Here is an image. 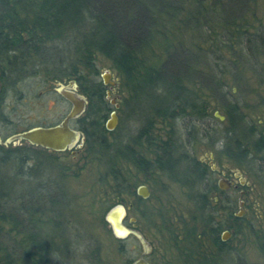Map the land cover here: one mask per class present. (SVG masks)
Here are the masks:
<instances>
[{
    "label": "trees",
    "instance_id": "1",
    "mask_svg": "<svg viewBox=\"0 0 264 264\" xmlns=\"http://www.w3.org/2000/svg\"><path fill=\"white\" fill-rule=\"evenodd\" d=\"M251 1L255 0H0V128L11 125L3 100L14 80L40 72L48 73L50 80L75 77L89 98L86 112L104 110L103 86L94 78L100 53L111 60L129 89L127 106L142 96L145 109L169 119L168 139L150 145L153 159L132 155L136 165L145 172L159 167L172 178L190 179L197 188L200 160L186 149L206 136H221L223 130L195 87L225 99L228 92L221 75L227 68L239 60L260 62L264 30L247 17ZM224 51L236 58L228 60ZM179 117L184 118L182 130L170 122ZM6 147L0 144V165L8 162L13 175L31 177L34 167H25ZM94 147L88 151L92 156L104 163L112 159L106 141ZM113 172L120 194L124 179ZM44 183L40 180L32 192L18 194L12 186L0 188V264H90L99 259L97 246L86 247L77 262L73 243L78 236L69 228L68 192L58 180ZM200 192L193 190V196L203 212ZM42 225L49 230L41 231ZM261 245L264 249V242Z\"/></svg>",
    "mask_w": 264,
    "mask_h": 264
},
{
    "label": "rangeland",
    "instance_id": "2",
    "mask_svg": "<svg viewBox=\"0 0 264 264\" xmlns=\"http://www.w3.org/2000/svg\"><path fill=\"white\" fill-rule=\"evenodd\" d=\"M250 6L253 9H248V19L253 25H259L264 30V0L251 1ZM224 52L223 54L228 60L236 58V55H232L231 52ZM259 60L260 62L256 65H252L249 61H234L235 64L232 65V68L228 67L226 72L221 75V80L225 84L224 90L228 92L227 99L216 97L208 89L196 85L195 88H198V92L209 103L211 112L225 114V104L228 101H230L229 103L236 101L241 104L244 112L256 115L255 118L264 116V54L260 56ZM95 66L94 78L101 82L103 91L109 86V98H113L119 104L116 108L118 123L113 130L105 132L107 140H109V155H113L112 159L104 163L103 160L92 156L91 153L85 152L87 155L82 154L81 159L76 162L69 153L65 152L61 154L59 160L51 158L54 160L52 163H55V167L50 169L51 172L44 170L42 166L40 168L35 166L31 173L32 176L26 177L27 179L13 175L15 169L8 167L11 164L7 162L3 166L0 165V188H5L4 185L9 188L12 186L13 193L18 194L23 190L32 192L34 185L40 183V180L45 183H48L50 178L58 180L68 192L70 205L67 215L71 222L69 228L74 236H78L73 243V246L78 248L77 262L82 261L81 258L84 255H79V252L85 251L86 247L93 249L97 246L99 248V259L92 260L90 264H127L128 258L133 259L138 255L140 246H142L139 240L134 237L115 238L105 220L110 209L120 204L123 207L124 204L127 206V198L130 197L133 206L127 210V214L124 211L122 224L125 226L127 217H133L136 220L141 232L136 230L148 241L149 245H153L152 252L148 257L151 264L196 263L201 248L196 246L191 236L186 237L187 230L189 231L193 227L195 239L196 241L201 240L200 244L209 264H239L238 260L235 262L238 254L241 258L240 264H264V249L261 245L264 242V173L249 175L254 184L247 195L250 205L248 213L239 220L224 217L222 214L214 215L209 222L207 214L198 208L197 199L190 189V179L172 178L169 173L159 167H152L148 172H145L133 161L136 152L153 159L154 147L150 145L153 142L160 143V139H168L167 130L170 124L167 121L169 119L163 120L153 114L149 108L145 109L142 96L127 106L124 98H129V89L123 83L119 71L109 58L99 53ZM208 67L204 66L205 70ZM104 69L110 70L113 73L111 78L117 79L114 87L103 83L100 73ZM44 73L40 72L20 79L18 87L25 93L24 100L21 102L16 103V96L14 97L13 94L14 88L9 90L10 92L3 100V110L8 116L7 119L12 117L15 105L20 112L32 117L31 123H40V121L54 118L67 107V104L52 90V86L47 89V83L51 77L48 73ZM58 79L62 80L63 78ZM79 89L81 91V85L78 86ZM41 90H43V95L38 96L37 94ZM105 105L107 108L103 112L108 113V117L114 106L107 99ZM183 121L184 118L180 117L170 119L174 127H180V130L184 127ZM148 122L150 126L147 127V132H143L144 126H147ZM219 124L223 125V123ZM24 125H18L17 129ZM15 129L16 127L12 125L1 127V137L4 139ZM139 133L142 134L140 139ZM175 136L177 137V129L176 133H173V137ZM219 136L220 134L216 135V137ZM182 137H184L183 134ZM129 145L134 149L129 150L131 149ZM5 146L9 149L13 148L11 143H6ZM215 149L217 147L214 144H208L203 139L195 141L186 150L202 160L207 156V152ZM34 150L42 161L48 158L45 151L36 148ZM178 150L181 151L182 148H178ZM56 162L58 164L65 163V165L69 163L71 168H75L78 173L70 174L59 180L62 172L60 173ZM184 163L186 162L183 161ZM113 171L119 172L121 177L124 176L128 180L129 190L138 185H145L149 190L148 198L138 199L136 194L127 195L125 192L120 194L116 192ZM23 179L30 180L31 183H23ZM195 189L202 192V185L199 184ZM133 219H129V222ZM205 224L220 226L219 235L228 226H230V230L235 231L226 242L227 250L224 251L219 247L214 242V237L210 235L198 237L203 232L207 233ZM41 227V231L49 230L45 225ZM53 238L54 242L60 241L58 237Z\"/></svg>",
    "mask_w": 264,
    "mask_h": 264
},
{
    "label": "flooded vegetation",
    "instance_id": "3",
    "mask_svg": "<svg viewBox=\"0 0 264 264\" xmlns=\"http://www.w3.org/2000/svg\"><path fill=\"white\" fill-rule=\"evenodd\" d=\"M2 70L0 68V74ZM18 78V77H16ZM74 81V86L71 84L70 87H67L70 81ZM20 79L14 80V90L13 94L16 98V103L21 102L24 100L25 93L19 89L18 82ZM47 89L49 87L61 98V100L67 104V107L61 111L58 116L54 118H49L47 120L40 121V123H31L32 117L20 112L18 107L14 106V113L10 118V124L16 129L14 132H18L29 127L33 126H53L60 124L61 121L66 117L68 114L72 103L66 99L63 95L58 92V88L60 86H66L69 90H73L76 93H81L85 96V108L82 113L75 117H71L67 120L68 126L77 131L79 133L76 139H73L71 145L66 146L64 149H51L48 147L35 145L30 143L25 139H21L16 143L8 142L12 144L13 153H15V157L18 160L24 161L25 167H35V166H42V168L46 171H50L55 163H52L56 159L59 160L61 154L67 152L73 158L74 161H78L81 159V155L86 154L91 149H94V146H97V143L105 142L109 144V140L105 135L106 130H109L105 127V120L107 118L108 113L101 111H93L91 114L86 112L89 98L88 96L83 93L80 89L78 90V86L80 85L79 82L76 80L75 77L70 78H63L62 80H50L48 83ZM105 87V86H104ZM114 87V86H113ZM80 88V87H79ZM112 91V89L110 88ZM104 98H106L113 106V102L111 98H109V86L105 88L103 91ZM38 96L43 95V90L39 91ZM227 99V95L225 96ZM225 104V114H221L223 117L220 118L212 112V114L223 123L222 130L223 134L219 137L214 136L213 138L210 136L205 137V141L209 144H214L217 149L211 150L210 152L206 153V157L200 160V169H199V177L201 180L202 185V192L201 196L203 199V212L207 214V220L209 221L214 215H223L224 217H230L233 220H239L243 215L248 213L250 209V205L248 203V193L252 190L253 180L249 175L254 176L256 174H263L264 173V116L256 117V115H251L249 112H244L243 107L239 102H232ZM107 105H105V109ZM0 121V125H1ZM20 124H25L24 126L17 129V126ZM206 124V122H205ZM98 127H95V126ZM206 125L209 126L207 123ZM90 128V129H89ZM113 130V129H111ZM110 131V130H109ZM11 133V134H12ZM93 134V135H92ZM142 136L141 133H139ZM6 138V137H5ZM4 138V139H5ZM174 138L177 139L175 136ZM174 138H172L174 140ZM4 139L1 137L0 134V144L6 145ZM91 140H94L95 143H90ZM155 145V143H153ZM130 146V145H129ZM154 147V146H153ZM34 148L40 149L45 151L48 158L43 159V161L38 159L37 153H35ZM131 148V146H130ZM131 148L129 150H132ZM31 153L32 152L34 153ZM130 152V151H129ZM128 152V154H129ZM87 155V154H86ZM135 156L137 158L145 157L142 153L136 152ZM52 158V159H51ZM76 159V160H75ZM134 161V160H133ZM139 161V160H138ZM135 163V162H134ZM56 165L59 167V171L62 174L59 180H62L65 176L70 174H76L75 168H71L68 164L56 162ZM51 172V171H50ZM124 179V188L125 194L129 195L130 193L136 194L138 199H146L140 196L137 193V187L134 189H130L128 180ZM145 186V185H144ZM190 189L193 193V186L190 185ZM128 205L125 206V200L122 201L125 207V211L127 214V210L130 209L132 204V199L130 197L127 198ZM129 219H133V217H127L125 219V226L128 229H138L136 224V220L133 219L129 222ZM207 228V233H202L198 235V237L203 235H210L214 237V242L217 243L223 250H227L226 242L229 238L232 237L234 230H230L229 227H225L224 231L219 235L220 226L215 224L209 225L205 224ZM194 228V227H193ZM191 230H187L186 237H192L193 241L195 242L196 246L200 247L201 252L198 254L196 259V263L194 264H209L208 260H206V255L204 253V249H202L201 240L196 241L195 233ZM228 230V231H227ZM230 230V231H229ZM140 231V230H139ZM234 231V232H233ZM141 232V231H140ZM130 237H134L137 239L133 234H128L125 238L127 239ZM182 240V238H181ZM153 245H149L148 252L144 255L145 259L150 263L148 257L152 252ZM144 249L140 246V251L136 257L133 259L128 258L126 261L127 264H131L135 259H137L142 253ZM193 253V252H192ZM188 256V254H187ZM193 257V256H192ZM194 259V258H193ZM240 257L238 254V258H236L235 262L239 261ZM153 264V263H152Z\"/></svg>",
    "mask_w": 264,
    "mask_h": 264
},
{
    "label": "water",
    "instance_id": "4",
    "mask_svg": "<svg viewBox=\"0 0 264 264\" xmlns=\"http://www.w3.org/2000/svg\"><path fill=\"white\" fill-rule=\"evenodd\" d=\"M113 73L110 70L104 69L100 76L104 84H110L114 86L116 84V78H111ZM71 84L74 86V81H70L67 87H70ZM66 86H60L58 88V92L63 95L66 99H68L72 106L66 115V117L61 121L60 124L53 125V126H33L27 129L12 133L8 135L4 142H13L16 143L21 139H25L30 143L35 145H40L44 147H48L51 149H64L66 146H70L73 139H76L79 135L77 131L71 129L68 124L67 120L71 117H75L83 112L85 108V96L81 93H76L73 90L65 89ZM0 90H1V79H0ZM114 108L111 109L109 112V116L105 120V127L109 130L114 129L118 123V115L116 112V108L118 107V102H116L113 98L111 99ZM214 114L220 118L223 116L218 112H214ZM137 193L146 198L149 196V190L146 186L140 185L137 187ZM124 207L122 204L117 205L110 209L105 217L106 222L108 223L111 232L117 239H123L128 234H133L142 245L144 252L135 259L131 264H151L149 263L144 255L148 252L149 243L148 241L143 238V236L135 229H128L122 224V219L124 217Z\"/></svg>",
    "mask_w": 264,
    "mask_h": 264
}]
</instances>
